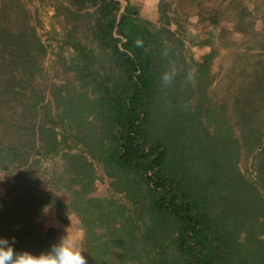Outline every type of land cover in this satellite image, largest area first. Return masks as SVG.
<instances>
[{"label":"trees","instance_id":"obj_1","mask_svg":"<svg viewBox=\"0 0 264 264\" xmlns=\"http://www.w3.org/2000/svg\"><path fill=\"white\" fill-rule=\"evenodd\" d=\"M52 1L67 25L49 44L72 51L63 67L75 83L52 87L47 102L25 88L48 48L24 0H0V65L12 69L0 84V171L11 174L0 238L46 251L63 236L45 226L54 210L101 231L100 249L119 264H264V74L237 98L236 139L225 115L193 101L189 75L175 73L168 6L158 27L133 0ZM214 57L196 63L201 84ZM243 150L256 155L255 181L240 171ZM55 158L64 170L54 187L70 204L34 174ZM97 166L126 203L92 196Z\"/></svg>","mask_w":264,"mask_h":264},{"label":"rangeland","instance_id":"obj_2","mask_svg":"<svg viewBox=\"0 0 264 264\" xmlns=\"http://www.w3.org/2000/svg\"><path fill=\"white\" fill-rule=\"evenodd\" d=\"M133 1L141 8L142 17L158 27L162 25L159 5L163 3L168 6V14L173 23L170 30L175 35L168 43L177 57L175 73L186 72L189 75V81L197 92L193 101L203 96L206 106H212L220 115L228 118V124L233 127L234 138L240 139L237 98L243 96L249 84L264 74V0ZM24 4L31 23L37 27L43 44L48 48L47 54L39 59L42 72L34 79H29L30 83L25 89L29 91L31 87L42 91L49 102L52 87L65 82L75 83L74 75L63 67L72 51L66 50L62 54L57 43L49 44V39L54 37V29L59 32L65 30L66 18L55 15L52 0H46L45 8L40 5L39 0H24ZM122 5L124 8L126 2L122 1ZM212 51L215 57L210 66V76L201 84L196 75V63ZM11 70L7 69L8 72L5 73V68L0 65V84ZM5 112L10 117L15 109L11 107ZM239 168L248 181H255V153L243 150ZM63 170L64 162L60 158L44 159L34 170V174L43 188L56 190L54 186L58 183L52 178L61 175ZM10 175V172L0 171V208L9 189ZM96 176L99 180L92 196L126 203L122 195L111 190L110 180L102 167H96ZM64 179L66 181L67 177ZM56 191L66 204H70L72 197L69 192L65 189ZM45 226L57 228L63 236L67 234L74 244L85 251L88 264H91L89 259L97 260L92 264H119L111 255L105 256L100 249L102 242H97L96 238H100L101 231L93 232L92 236L76 214L61 219L54 210H47Z\"/></svg>","mask_w":264,"mask_h":264},{"label":"clouds","instance_id":"obj_3","mask_svg":"<svg viewBox=\"0 0 264 264\" xmlns=\"http://www.w3.org/2000/svg\"><path fill=\"white\" fill-rule=\"evenodd\" d=\"M84 252L67 234L40 253L18 250L14 240L0 238V264H88Z\"/></svg>","mask_w":264,"mask_h":264}]
</instances>
